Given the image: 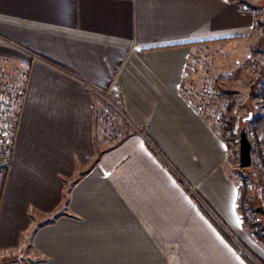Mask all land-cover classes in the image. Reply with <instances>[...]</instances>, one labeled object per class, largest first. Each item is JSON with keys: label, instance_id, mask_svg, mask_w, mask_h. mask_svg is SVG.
Wrapping results in <instances>:
<instances>
[{"label": "crops", "instance_id": "0c3cea01", "mask_svg": "<svg viewBox=\"0 0 264 264\" xmlns=\"http://www.w3.org/2000/svg\"><path fill=\"white\" fill-rule=\"evenodd\" d=\"M254 27L241 1L0 0L1 80L23 91L0 264H264L228 144L186 87L237 68Z\"/></svg>", "mask_w": 264, "mask_h": 264}, {"label": "rangeland", "instance_id": "374dc122", "mask_svg": "<svg viewBox=\"0 0 264 264\" xmlns=\"http://www.w3.org/2000/svg\"><path fill=\"white\" fill-rule=\"evenodd\" d=\"M241 2H243L245 7L255 13V27L254 36L252 38L253 40H251L248 45L239 44L237 48L234 49L239 50L237 51V57H241H239L238 60V67L234 68L231 72H222L223 76L217 81L212 76L214 72H211L212 75H207L209 72H207V74L206 72H191V77H188V80H186V87L189 89L190 95L194 100L196 102L200 101L211 107L210 111L212 112V116L216 119V121L214 120L216 124L226 116V105L229 102L233 104V115L237 118H247L250 115L257 117L264 114V100L261 97L264 92V0H241ZM247 47H250V54L248 59L244 60L243 51L245 50L246 52ZM229 48L230 47L228 46L226 50ZM216 74L219 73L215 72V75ZM210 77L214 78L211 80L213 82L206 80L210 79ZM200 78L205 80L200 81ZM1 79L3 78L0 76V89L6 88L7 90H14L13 88L16 86L14 85L15 82L13 79ZM192 80H196L195 83H193ZM19 84L18 86L22 90V87ZM205 86L207 87L205 88ZM94 91L97 92L96 90ZM97 93L99 94V92ZM101 99L103 100V104L107 106L109 110H118L117 103L111 98L104 96ZM20 108L21 105L15 109L18 114H20ZM242 126L243 122H238L233 130L229 132V136L235 138L229 148V158L233 164L235 175L240 182V201L244 187V191L247 192L249 198H254L258 204L261 201L264 205V173L258 168V166H256L259 162L257 156L253 154V161L250 167H240L239 133H235V129H241ZM242 177L245 178V180L242 179ZM180 180H182V178H180ZM185 183L186 182L184 181V184ZM186 185L188 186L187 183ZM2 186L3 177H0V194ZM190 190L192 195L199 201L200 199L196 192L191 188ZM244 205L243 208L246 212L243 216L245 217V223L247 224L252 221L251 217L253 216V210L247 205V203ZM253 234L255 235V233Z\"/></svg>", "mask_w": 264, "mask_h": 264}, {"label": "built area", "instance_id": "2783aa9c", "mask_svg": "<svg viewBox=\"0 0 264 264\" xmlns=\"http://www.w3.org/2000/svg\"><path fill=\"white\" fill-rule=\"evenodd\" d=\"M9 45V41L0 35V46L5 47ZM91 88L99 92L103 97L110 98L108 92L101 91L96 86H91ZM13 89H0V177H3V182L12 166L16 146V134L20 114L15 109L21 105L23 99V91L21 88ZM235 133L238 134L237 129H235ZM242 179L245 180L243 177ZM251 220V231L258 234L264 240V222L257 210H253Z\"/></svg>", "mask_w": 264, "mask_h": 264}, {"label": "trees", "instance_id": "16d2710c", "mask_svg": "<svg viewBox=\"0 0 264 264\" xmlns=\"http://www.w3.org/2000/svg\"><path fill=\"white\" fill-rule=\"evenodd\" d=\"M230 1L234 2V1H241V0H230ZM234 76H236V75H234ZM261 97L264 100V92H263V96H261ZM233 110H234L233 104L231 102H229L226 105V111H227L226 116L223 117L222 120H219L217 122L216 127L219 129L220 133L222 134L226 143L228 144V147L230 148V146L232 145L235 138L230 137L229 132L233 130L234 126L238 122H243V126L247 127L249 137L253 143L252 156H253V154L256 155L257 159L259 161L258 165H256V166H258V168L264 173V150H263V148H264V142H263V139H264V114L261 116H257V117L252 116L251 119H250V116L247 118H237L236 116L233 115ZM237 130L239 133L241 129H237ZM246 203L248 206H250V208L252 210H256L257 206H260V205L264 206L261 201L258 204L254 198H252V197L249 198L247 195V192L244 191V187H243L242 195H241V201H240V211H241L242 215H244V213L246 212V211H244V208H243V205ZM244 220H245V217H244ZM250 225H251L250 223H247V224L245 223L246 228L249 230H251ZM255 236L264 245V240L256 233H255Z\"/></svg>", "mask_w": 264, "mask_h": 264}, {"label": "water", "instance_id": "95a60500", "mask_svg": "<svg viewBox=\"0 0 264 264\" xmlns=\"http://www.w3.org/2000/svg\"><path fill=\"white\" fill-rule=\"evenodd\" d=\"M252 115H250L251 119ZM239 154H240V167L248 168L252 165V152L253 143L249 137L247 127L243 126L239 132ZM257 212L262 215L264 219V206L260 205L256 208Z\"/></svg>", "mask_w": 264, "mask_h": 264}]
</instances>
